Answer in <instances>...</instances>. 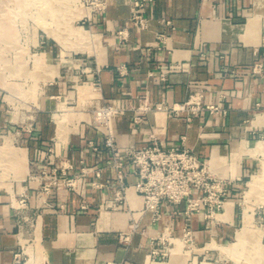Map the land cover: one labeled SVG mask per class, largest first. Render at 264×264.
Here are the masks:
<instances>
[{
    "label": "crops",
    "instance_id": "0c3cea01",
    "mask_svg": "<svg viewBox=\"0 0 264 264\" xmlns=\"http://www.w3.org/2000/svg\"><path fill=\"white\" fill-rule=\"evenodd\" d=\"M130 15L128 0H109L108 11L100 15L105 43L97 79L105 102L123 108L111 121L118 145L122 150L141 148L155 133L166 145L188 147L214 173L233 179L219 226L208 229L201 213L188 217L185 203H164L163 219L155 222L132 189L124 209L107 208L118 183L95 189L94 174L83 172L104 168L103 182L115 178L107 152L97 155L89 145L102 144L91 122L82 120L81 126L64 122L61 133L57 118L62 109L54 99L55 86L47 87L30 118L15 121L0 91V264H13L23 238L27 243L12 204L14 196L26 189L31 208L41 214L38 244L35 233L33 239L44 264H145L153 239L168 225L181 236L187 222L199 245L232 235L236 198L257 162L248 142H256L249 139L260 137L264 129V124L254 123L264 114V67L254 70L256 63L264 62V0H156L149 6L146 29L131 23ZM125 29L127 38H119ZM161 34L165 36L159 39ZM196 89L205 93L206 104L219 105L227 114L207 112L189 125L152 111L139 127L133 125L144 102L180 103ZM67 113L65 109L63 114ZM7 139H13L9 147ZM52 152L55 164L50 168L58 167L60 174L66 168L71 176L78 173L77 190L60 185L47 194L40 180L31 178L47 166ZM208 259L210 255L205 256Z\"/></svg>",
    "mask_w": 264,
    "mask_h": 264
},
{
    "label": "rangeland",
    "instance_id": "374dc122",
    "mask_svg": "<svg viewBox=\"0 0 264 264\" xmlns=\"http://www.w3.org/2000/svg\"><path fill=\"white\" fill-rule=\"evenodd\" d=\"M108 7L109 0H0V91L15 121L30 118L29 112L40 106L47 87L55 86L58 93L54 99L62 109L61 116L65 109L70 113L65 124L81 126L82 120L94 123L96 112L105 105L97 74L105 43L100 15ZM95 36L99 37L98 49L91 40ZM42 56L45 62L37 63V57ZM87 87L96 93L90 96L83 92ZM249 140L264 141V129L260 137ZM256 157V167L236 198L237 222L230 237L199 245L195 233L189 241L184 231L177 236L170 229L164 245L168 255L145 264H258L264 258V153ZM254 175L260 176L261 184L249 195L248 183ZM220 222L215 219L206 227L214 229ZM245 227L252 234L241 242L238 233ZM24 244L21 264H44L37 245L31 241ZM174 248L177 257H173ZM207 255L210 259L205 260Z\"/></svg>",
    "mask_w": 264,
    "mask_h": 264
},
{
    "label": "built area",
    "instance_id": "2783aa9c",
    "mask_svg": "<svg viewBox=\"0 0 264 264\" xmlns=\"http://www.w3.org/2000/svg\"><path fill=\"white\" fill-rule=\"evenodd\" d=\"M156 0H130L131 15L130 22L139 29H146L149 26V6ZM124 39L128 34L127 29L121 31ZM165 34L159 35V39ZM264 67V62L255 64L254 70L260 71ZM96 85L100 83L96 82ZM140 114L133 117V125L139 127L149 117L152 111L164 112L171 119L185 120L190 125L193 120L204 113L227 114V109L205 103V93L196 89L187 101L168 104H156L146 101L139 107ZM123 111L121 105H105L96 112L94 123H90L102 136V144L90 141L89 145L97 155H101L105 150L109 155V166L115 173L113 180L102 181L104 168L89 167L83 169L84 173L92 172L94 179L92 187L103 188L113 182L118 183L115 194L106 204L107 208L122 210L129 205V191L132 189L138 196L142 197L143 210L151 214L153 221L158 222L163 219L162 205L186 204L185 213L188 217L201 213L207 227L211 221L221 220L219 215L225 209V204L230 196L233 181L213 172L210 165L198 156L194 151L186 146H168L161 141L155 133H151L149 141L141 148H127L122 150L117 142V138L112 130L111 121L115 115ZM183 141L186 136H182ZM53 152L48 159L47 166L31 174V178L39 179L42 189L47 194H52L54 188L60 185L70 191L77 190L79 186L78 173L72 176L66 168L59 173V168H50L55 164ZM73 166L71 165V168ZM70 167L67 169H71ZM133 168L132 173L128 172ZM13 208L18 217V227L21 234L27 238V243L34 242L33 236L36 231L40 213L34 211L30 206V194L26 189L13 198ZM133 228H137V223H132ZM169 225L164 233L153 239V248L148 256V260L157 257H166L164 245ZM185 237L189 241L193 240L194 232L191 223L187 222L183 228ZM170 237L173 234L170 233ZM35 238V237H34ZM128 236L125 237L127 239ZM172 239V238H170ZM26 243V244H27ZM163 246V247H162ZM21 251L15 254L13 264H21L22 256L25 254V244H21Z\"/></svg>",
    "mask_w": 264,
    "mask_h": 264
},
{
    "label": "bare ground",
    "instance_id": "6f19581e",
    "mask_svg": "<svg viewBox=\"0 0 264 264\" xmlns=\"http://www.w3.org/2000/svg\"><path fill=\"white\" fill-rule=\"evenodd\" d=\"M52 30V29H51ZM52 32V31H51ZM92 38V37H91ZM95 44H97V49H98V46H100V42H99V37L98 36H95V38H92L91 39ZM93 43V44H94ZM51 58V57H50ZM37 63H43V62H45V57H37ZM49 62V61H48ZM83 92H85L86 94H89L90 96L92 95V94H95L96 92L93 90V88L92 87H87V88H84L83 89ZM82 94H84V93H82ZM89 95H88V97H89ZM70 114V113H69ZM68 113L67 114H62V116H60V117H58L57 118V122H58V124L60 125V129H61V133L63 132V130H64V122H65V120H66V116L67 115H69ZM255 124H259V123H261V124H264V114L263 115H261V116H259V119H257L255 122H254ZM10 138V137H9ZM12 141H13V139H12ZM11 140H9V139H7L6 140V143H5V146L7 147H9V146H11V142H12ZM13 145V144H12ZM248 145L249 146H251L252 147V149L254 150V152L255 153H257V154H260V153H264V141H256V142H248ZM7 149V148H6ZM1 150V149H0ZM3 150H5L4 149V147H3ZM8 151H10V150H8ZM16 156V155H15ZM261 182V179H260V176H257V175H254L253 177H252V179L250 180V182L248 183V186H249V191H248V194L250 195V194H252L254 191H256L259 187H260V183ZM247 222H249L248 220H247ZM38 228H37V230H36V232H35V235H36V237H37V242H38ZM252 234V231H251V229L249 228V227H245L241 232H239L238 233V239H239V241H244V240H247L248 239V237L250 236ZM26 241V239H24L23 238V240H22V243H24ZM220 247V246H219ZM227 252V251H226ZM177 254V249H173V255H174V257H175V255ZM173 261H174V259H173ZM153 264H159V263H154L153 262ZM167 264H175L174 262H172V263H167ZM258 264H264V258L262 259V260H259L258 261Z\"/></svg>",
    "mask_w": 264,
    "mask_h": 264
}]
</instances>
